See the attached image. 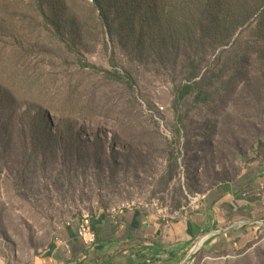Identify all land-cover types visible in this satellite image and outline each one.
<instances>
[{
  "label": "rangeland",
  "instance_id": "374dc122",
  "mask_svg": "<svg viewBox=\"0 0 264 264\" xmlns=\"http://www.w3.org/2000/svg\"><path fill=\"white\" fill-rule=\"evenodd\" d=\"M252 5V18L221 28L228 39L207 32L186 59L135 50L125 35L110 41L93 0L45 5L62 12L57 26L69 22L64 42L33 21L29 0L0 8V84L11 94L21 76L26 97L20 105L0 92V264H31L84 215L139 206L174 219L191 214L260 156L264 0ZM193 66L198 77L189 82ZM104 71H127L132 88ZM40 107L51 109L44 137L23 116ZM184 264H264V226L239 249L200 250Z\"/></svg>",
  "mask_w": 264,
  "mask_h": 264
},
{
  "label": "crops",
  "instance_id": "0c3cea01",
  "mask_svg": "<svg viewBox=\"0 0 264 264\" xmlns=\"http://www.w3.org/2000/svg\"><path fill=\"white\" fill-rule=\"evenodd\" d=\"M200 207L174 219L139 206L93 219L97 244L85 247L77 222L54 234L31 264H184L197 249H239L264 226V150L234 181L210 191Z\"/></svg>",
  "mask_w": 264,
  "mask_h": 264
},
{
  "label": "trees",
  "instance_id": "16d2710c",
  "mask_svg": "<svg viewBox=\"0 0 264 264\" xmlns=\"http://www.w3.org/2000/svg\"><path fill=\"white\" fill-rule=\"evenodd\" d=\"M21 0H6L4 6L7 10ZM35 7V17L33 21L40 24H48L51 31L62 42L65 41L66 27L69 22L65 19V24L56 22L59 20L60 10L56 7L46 9L45 5L49 0H29ZM99 12L98 20L100 27L105 32L110 41L116 35H125L130 47L135 50L144 51L150 48L153 54L158 57L172 53L177 58H188V51L193 50L194 44L202 39L207 32L213 38L224 41L228 39V34L221 29L225 25H236L247 21L256 14L254 12V0H93ZM251 3V5H250ZM65 12V11H64ZM63 12V14H64ZM64 20V15L61 18ZM2 21L0 20V30ZM59 45H67L61 43ZM180 45H183L180 48ZM175 48V50H174ZM79 70L87 68V65L80 64ZM189 75V82L196 79V67H192ZM103 78L115 83L122 84L127 88H132L134 80L127 71H104ZM201 78L199 81H201ZM16 86V91L11 94L0 84V92L16 104L24 103V97L18 85L22 86L24 81L21 76L12 80ZM193 85V84H192ZM191 84L182 86L176 97V108L179 103L188 95ZM7 93V94H6ZM26 98V97H25ZM28 109L23 113L27 118L31 133L45 136L48 132L47 122L50 118V108H38L36 114ZM62 116H60L61 118ZM65 117H62L64 120ZM36 127V130L35 128Z\"/></svg>",
  "mask_w": 264,
  "mask_h": 264
},
{
  "label": "built area",
  "instance_id": "2783aa9c",
  "mask_svg": "<svg viewBox=\"0 0 264 264\" xmlns=\"http://www.w3.org/2000/svg\"><path fill=\"white\" fill-rule=\"evenodd\" d=\"M206 198L207 197L204 196L201 199L205 200ZM70 224L72 223H68L67 225ZM77 236L79 241L85 247H93L97 244V232L93 226V218L90 215H84L80 220L77 221ZM194 250L195 248L193 249V252H195Z\"/></svg>",
  "mask_w": 264,
  "mask_h": 264
},
{
  "label": "water",
  "instance_id": "95a60500",
  "mask_svg": "<svg viewBox=\"0 0 264 264\" xmlns=\"http://www.w3.org/2000/svg\"><path fill=\"white\" fill-rule=\"evenodd\" d=\"M200 245H202V241L198 242V244L195 246V250L194 251H196L200 247ZM193 253L194 252H192V255H193ZM185 263H187V262H185Z\"/></svg>",
  "mask_w": 264,
  "mask_h": 264
},
{
  "label": "bare ground",
  "instance_id": "6f19581e",
  "mask_svg": "<svg viewBox=\"0 0 264 264\" xmlns=\"http://www.w3.org/2000/svg\"><path fill=\"white\" fill-rule=\"evenodd\" d=\"M204 196L206 197V195H204ZM204 196H203V197H204ZM196 251H197V250H196ZM196 251H195V252H196ZM195 252H194V253H195Z\"/></svg>",
  "mask_w": 264,
  "mask_h": 264
}]
</instances>
